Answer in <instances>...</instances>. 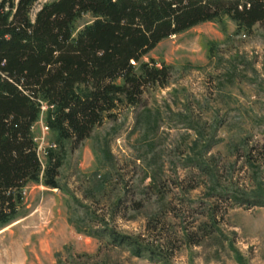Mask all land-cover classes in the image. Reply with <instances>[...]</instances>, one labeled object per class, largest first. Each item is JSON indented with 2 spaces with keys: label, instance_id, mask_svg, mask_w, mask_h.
<instances>
[{
  "label": "rangeland",
  "instance_id": "374dc122",
  "mask_svg": "<svg viewBox=\"0 0 264 264\" xmlns=\"http://www.w3.org/2000/svg\"><path fill=\"white\" fill-rule=\"evenodd\" d=\"M149 57L168 84L66 147L59 189L27 184L0 264H264V22L205 21Z\"/></svg>",
  "mask_w": 264,
  "mask_h": 264
},
{
  "label": "trees",
  "instance_id": "16d2710c",
  "mask_svg": "<svg viewBox=\"0 0 264 264\" xmlns=\"http://www.w3.org/2000/svg\"><path fill=\"white\" fill-rule=\"evenodd\" d=\"M223 17L248 31L264 22V0H0V230L17 219L27 184L60 188L66 147L168 84L171 67L144 60L151 49ZM39 121L56 146L43 162Z\"/></svg>",
  "mask_w": 264,
  "mask_h": 264
},
{
  "label": "built area",
  "instance_id": "2783aa9c",
  "mask_svg": "<svg viewBox=\"0 0 264 264\" xmlns=\"http://www.w3.org/2000/svg\"><path fill=\"white\" fill-rule=\"evenodd\" d=\"M42 124H43V123H41V125H42ZM44 128L47 129V127H46L45 125H44Z\"/></svg>",
  "mask_w": 264,
  "mask_h": 264
}]
</instances>
